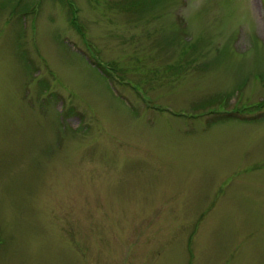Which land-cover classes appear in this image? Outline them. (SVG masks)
I'll list each match as a JSON object with an SVG mask.
<instances>
[{"label":"rangeland","instance_id":"obj_1","mask_svg":"<svg viewBox=\"0 0 264 264\" xmlns=\"http://www.w3.org/2000/svg\"><path fill=\"white\" fill-rule=\"evenodd\" d=\"M0 264H264V0H0Z\"/></svg>","mask_w":264,"mask_h":264},{"label":"trees","instance_id":"obj_2","mask_svg":"<svg viewBox=\"0 0 264 264\" xmlns=\"http://www.w3.org/2000/svg\"><path fill=\"white\" fill-rule=\"evenodd\" d=\"M226 104H227V101H226Z\"/></svg>","mask_w":264,"mask_h":264}]
</instances>
